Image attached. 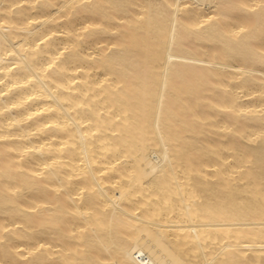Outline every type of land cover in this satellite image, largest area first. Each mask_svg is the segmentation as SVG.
<instances>
[{"label": "bare ground", "instance_id": "6f19581e", "mask_svg": "<svg viewBox=\"0 0 264 264\" xmlns=\"http://www.w3.org/2000/svg\"><path fill=\"white\" fill-rule=\"evenodd\" d=\"M0 264H264V0H0Z\"/></svg>", "mask_w": 264, "mask_h": 264}]
</instances>
